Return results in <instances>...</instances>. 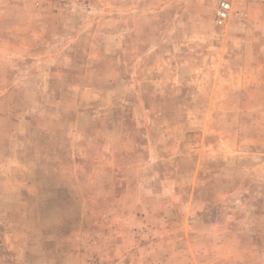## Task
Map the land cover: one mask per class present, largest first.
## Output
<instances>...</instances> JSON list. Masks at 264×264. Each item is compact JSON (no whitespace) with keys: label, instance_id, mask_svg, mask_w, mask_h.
<instances>
[{"label":"rangeland","instance_id":"obj_1","mask_svg":"<svg viewBox=\"0 0 264 264\" xmlns=\"http://www.w3.org/2000/svg\"><path fill=\"white\" fill-rule=\"evenodd\" d=\"M0 264H264V0H0Z\"/></svg>","mask_w":264,"mask_h":264},{"label":"built area","instance_id":"obj_2","mask_svg":"<svg viewBox=\"0 0 264 264\" xmlns=\"http://www.w3.org/2000/svg\"><path fill=\"white\" fill-rule=\"evenodd\" d=\"M228 13H229V4L226 3L225 1L220 2L217 10V18H216L217 22L219 24H222L228 17Z\"/></svg>","mask_w":264,"mask_h":264}]
</instances>
